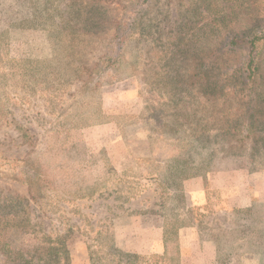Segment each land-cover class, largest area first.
Here are the masks:
<instances>
[{
    "label": "rangeland",
    "instance_id": "obj_1",
    "mask_svg": "<svg viewBox=\"0 0 264 264\" xmlns=\"http://www.w3.org/2000/svg\"><path fill=\"white\" fill-rule=\"evenodd\" d=\"M253 34L264 0H0V264H117L105 226L127 210L162 214L172 241L197 225L206 264H264V202L187 195L264 170V42L252 79L233 43ZM167 253L142 263L182 264Z\"/></svg>",
    "mask_w": 264,
    "mask_h": 264
},
{
    "label": "crops",
    "instance_id": "obj_2",
    "mask_svg": "<svg viewBox=\"0 0 264 264\" xmlns=\"http://www.w3.org/2000/svg\"><path fill=\"white\" fill-rule=\"evenodd\" d=\"M187 195L190 197V205L202 211L212 209L213 205L215 208L226 210L253 207L264 202V170L252 171L237 165L211 171L207 175L190 180ZM121 213L125 215L113 216L109 225L105 226V230L114 238L109 247L102 248L105 255L117 260V264H143L142 260L153 261L155 257L162 258L167 252L172 254L175 248L182 264L211 262L209 256L212 253L203 252L202 248L204 246L212 251L213 243L208 241L202 245L197 225L177 229V238L172 241L169 240L165 217L162 214L140 213L134 210ZM78 251L71 252L70 264H90L87 259L89 256L82 253L80 258ZM168 258L166 256L163 259ZM130 259L133 261H129Z\"/></svg>",
    "mask_w": 264,
    "mask_h": 264
},
{
    "label": "trees",
    "instance_id": "obj_3",
    "mask_svg": "<svg viewBox=\"0 0 264 264\" xmlns=\"http://www.w3.org/2000/svg\"><path fill=\"white\" fill-rule=\"evenodd\" d=\"M254 29L255 28V25H252L250 27V29ZM243 42H248L250 47H251V53L253 52V55L250 56V59H249V63H248V70H249V77L252 79L255 75V72H256V68H257V65L255 64V55H254V52L256 51L257 47L259 46V44L261 42H264V34L262 35H256V34H253L252 37L250 39H247L246 37H237V38H234L233 39V43L234 44H237V43H243ZM227 94V93H226ZM225 94V95H226ZM229 94H227L228 96ZM255 113V112H254ZM250 116H253V113L252 114H249ZM53 248V247H52ZM63 250V253L65 254V259H66V263L69 262V251L67 250L68 248L63 245L62 247ZM55 249L56 252H59L61 251L58 248H53ZM27 263L29 262V260L26 261ZM52 262H56L58 263L59 262V255H56L55 259H48V260H45L44 264H51ZM34 264H41L39 261H37V263H34Z\"/></svg>",
    "mask_w": 264,
    "mask_h": 264
}]
</instances>
